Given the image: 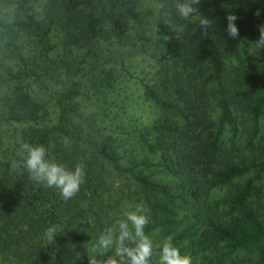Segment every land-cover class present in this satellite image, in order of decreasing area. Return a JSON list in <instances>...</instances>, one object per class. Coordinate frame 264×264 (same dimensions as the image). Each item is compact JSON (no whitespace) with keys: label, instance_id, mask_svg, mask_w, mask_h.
Masks as SVG:
<instances>
[{"label":"trees","instance_id":"16d2710c","mask_svg":"<svg viewBox=\"0 0 264 264\" xmlns=\"http://www.w3.org/2000/svg\"><path fill=\"white\" fill-rule=\"evenodd\" d=\"M36 1L12 0L7 11L0 4V264H89L91 255L102 264L111 252L84 251L99 229L85 202L91 183H102L106 164L132 179L130 191L135 186L134 193L150 210L145 233L171 237L180 251L204 264L247 259L264 264V201L252 199L256 181L262 186L258 197L264 192V136L258 141L264 69L250 52V40L258 41L264 25V0L232 13L237 38L228 34L222 8L244 0H205L202 8L212 22L206 34L188 21L177 29L152 11L136 18L129 32L123 0H42L43 17L37 16ZM54 39H61L70 55L62 75L54 69ZM150 49L163 68L158 83L146 85L160 116L143 137L157 163L144 164L155 165L170 179L166 183L124 164L116 140L102 133L95 117L80 113L77 102L76 80L92 60L126 67ZM229 50L241 67L231 79ZM242 109L251 114L246 145L252 154L237 163L224 155L214 115L220 125H233L236 136ZM24 143L43 145L46 159L68 170L81 166L79 192L65 201L56 188L30 180L26 169L12 172L13 160L23 162ZM252 168L257 169L255 177L235 183ZM224 187H230L227 194L212 200V193ZM53 226L49 238L46 230ZM241 251L246 256L240 261ZM250 253L256 257L251 259ZM158 258V251L153 252L150 263Z\"/></svg>","mask_w":264,"mask_h":264},{"label":"rangeland","instance_id":"374dc122","mask_svg":"<svg viewBox=\"0 0 264 264\" xmlns=\"http://www.w3.org/2000/svg\"><path fill=\"white\" fill-rule=\"evenodd\" d=\"M155 2L156 0H123L129 13L124 29L131 32L134 20L146 16L147 11H152L155 17L163 16L177 29L182 28L181 25L184 21L180 20L174 11L169 12L167 15H157L154 9ZM203 2L205 0H200L194 7L198 9L200 15L208 17L209 11L202 8ZM257 2L258 0H244L225 5L222 9L225 14L229 15L237 9H247ZM0 4L7 11L12 5V0H0ZM37 5L42 8V13L39 16L43 17V1L38 0L35 2V11ZM153 21L155 19L151 18L150 22ZM255 42L256 40H250V52L261 60L260 66L264 69V48L256 50ZM54 43L57 44L53 56L54 69L62 75L65 71L62 64L69 59L70 55L64 49L61 39H54ZM230 50L226 52L228 55L226 58L228 62L227 76L231 79L241 73V67L237 58L231 55ZM162 68V64L159 63L158 57L152 49L135 56L126 64V67H122L120 64L108 65L104 62L92 60L78 76L76 89L79 92L77 96L79 101L77 102L79 103L80 113L95 117L102 133L112 136L116 140V146L123 158L122 162L130 164L127 166L135 167L136 172L148 175L154 181L166 183L170 179L158 173V168L153 165L157 163V159L149 155L143 139L144 136L148 135L160 116V109L146 95V85L154 86L158 83ZM60 78L62 80V77ZM214 119L216 120L217 130L221 131L220 136L225 157L230 158L231 162L237 163L247 159L252 154V151L246 145L248 130L252 125L250 112L246 109L237 112L238 132L236 136L233 125H220L217 113L214 115ZM262 136H264V121L262 135L258 141L262 140ZM146 160H150L153 164H144ZM105 166L106 172L102 183H91V189L87 195L89 199L85 202L86 207L91 208L93 211L92 217L99 220V229L94 234L99 237L106 229L113 227L118 220L126 219V213L135 211L137 206H142L144 209L143 214L147 216L149 221L147 227L151 222V212L141 196L134 193L137 188L133 186L132 192L130 191L128 183L132 182V179L119 176L110 165L106 164ZM256 175L257 169L252 168L248 174L235 181V183H245ZM229 188L224 187L215 190L212 193V200L225 196ZM259 188H262L261 182L256 181V189L252 199L264 201V192L260 193V197H258ZM90 231L92 230L89 226ZM145 234L153 241V252L158 251L160 253L162 244L168 238L157 231ZM97 239L95 238L90 246L84 248L87 254H94L93 246ZM181 254L190 256L184 250L181 251ZM245 256L246 253L241 251L237 255V260L241 261ZM248 256L251 259L256 257L254 253H250ZM158 262L159 258L150 264H158ZM192 264L204 263L192 259ZM227 264H231V262ZM241 264H250L249 259L242 261Z\"/></svg>","mask_w":264,"mask_h":264},{"label":"clouds","instance_id":"9594fccd","mask_svg":"<svg viewBox=\"0 0 264 264\" xmlns=\"http://www.w3.org/2000/svg\"><path fill=\"white\" fill-rule=\"evenodd\" d=\"M200 0H156L154 9L157 15H167L174 11L175 15L182 21L199 24L203 29V34L211 28L212 22L202 15L194 7ZM37 16L42 13V8L36 6ZM259 10L256 15L258 16ZM227 32L230 37H239V29L235 24L237 16L229 14L227 17ZM256 50L264 48V25L259 26V39L254 44ZM23 154L22 164L16 160L11 162L12 172H17L21 168L29 173V179L43 184L49 188H56L61 197L67 201L73 198L83 183L84 172L81 166L77 165L74 170H68L64 165L46 159L47 149L43 145L33 146L28 143L21 145ZM142 206H137L135 211H128L126 219L118 220L116 224L105 230L101 234L95 245L93 252H99L107 259L102 264H150L153 256V241L145 234V227L148 218ZM55 227L46 230V235L52 238ZM119 258V260L117 259ZM89 264H101L95 255L89 256ZM158 264H192L189 255L181 254L178 247L171 242V237L164 241L159 253Z\"/></svg>","mask_w":264,"mask_h":264}]
</instances>
